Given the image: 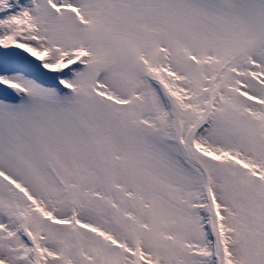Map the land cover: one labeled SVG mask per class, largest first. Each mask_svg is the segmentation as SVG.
I'll return each mask as SVG.
<instances>
[{
    "label": "snow or ice",
    "instance_id": "1",
    "mask_svg": "<svg viewBox=\"0 0 264 264\" xmlns=\"http://www.w3.org/2000/svg\"><path fill=\"white\" fill-rule=\"evenodd\" d=\"M0 264H264V0H0Z\"/></svg>",
    "mask_w": 264,
    "mask_h": 264
}]
</instances>
